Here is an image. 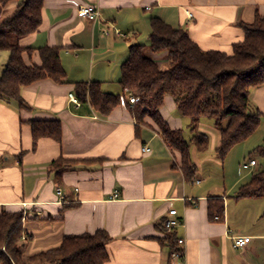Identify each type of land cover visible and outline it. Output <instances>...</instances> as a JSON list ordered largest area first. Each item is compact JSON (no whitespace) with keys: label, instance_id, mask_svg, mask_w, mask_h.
Listing matches in <instances>:
<instances>
[{"label":"crops","instance_id":"1","mask_svg":"<svg viewBox=\"0 0 264 264\" xmlns=\"http://www.w3.org/2000/svg\"><path fill=\"white\" fill-rule=\"evenodd\" d=\"M83 5L98 6L100 19L82 17ZM257 14L264 16V0L44 1L41 28L21 44L61 47L67 81L45 78L24 86L26 106L0 99V213L25 212L26 256L60 246L66 235L104 229L111 236L105 264H264V197H233L249 180L228 186L201 179L199 155L206 151L191 143L197 172L189 181L181 153L166 145L150 117L148 125L138 123L122 103L104 116L69 96L76 94L78 82L93 81L105 92L125 95L122 64L132 44L150 41L153 17L184 28L205 51L232 54L246 36L242 24ZM154 57L163 66L169 62ZM24 60L42 64L38 51L24 53ZM252 93L264 114V84ZM161 114L173 129L185 130L190 120L172 94L165 96ZM46 119L61 120L62 139L43 137L34 145L30 122ZM60 157L91 161L77 163L57 179L50 164ZM211 198L224 200L223 220L210 218ZM170 209H177L182 221L173 234L165 227ZM237 233L251 236L245 248L234 246ZM178 238L186 241L182 261L171 258Z\"/></svg>","mask_w":264,"mask_h":264},{"label":"trees","instance_id":"2","mask_svg":"<svg viewBox=\"0 0 264 264\" xmlns=\"http://www.w3.org/2000/svg\"><path fill=\"white\" fill-rule=\"evenodd\" d=\"M44 1L0 0V50L9 52L8 62L0 76V99L26 106L21 94L24 86L45 78L59 83L67 81L61 47L46 45L37 48L21 44V39L41 28ZM11 2H16L15 10L3 17L4 9ZM242 27L245 39L234 44L233 53L228 54L220 50L205 51L184 28L153 17L149 44H132L129 57L122 64L120 84L124 94L132 92L140 96L137 103H126V106L138 123L148 125L145 118L150 117L166 145L181 153V168L189 181L197 172L191 143L199 152L207 151L210 143L209 136L198 131L203 117L214 119L220 134L216 151L222 161L264 120L259 109L249 111L252 90L264 84V16L257 14L252 23H243ZM36 51L42 64H26L24 53L32 55ZM154 54L163 55L169 62L163 66ZM167 94L174 95L180 112L191 120L195 132L191 141L186 140L183 129H173L163 118L161 108ZM76 96L80 103H90L104 116L121 104V96L105 92L98 81L78 82ZM30 123L34 145L43 137L61 141V120H32ZM257 152L264 155V145L258 146ZM84 161L91 160L60 157L50 164V171L60 179L65 170ZM233 197H264V169L254 172ZM225 212L222 198L209 200L211 219L218 216V220H223ZM24 220V211L0 213V264H105L110 259L108 243L111 236L104 229L95 233L66 235L60 246L26 256Z\"/></svg>","mask_w":264,"mask_h":264},{"label":"rangeland","instance_id":"3","mask_svg":"<svg viewBox=\"0 0 264 264\" xmlns=\"http://www.w3.org/2000/svg\"><path fill=\"white\" fill-rule=\"evenodd\" d=\"M16 8V2H11L4 9L3 17L10 15ZM148 45L149 42H146ZM9 59V52L7 50H0V75ZM251 108L249 111L255 112L258 109L257 103L253 100V93L251 94ZM214 119L211 117H203L199 123L198 131L205 133L210 138V143L207 151L199 155L200 166L199 176L201 179H209V182L223 183L224 181L228 186L241 178L244 183L251 179L254 172L259 169H264V155L257 152L260 145H264V120L258 129L245 141L237 144L222 161L216 153V147L219 142V131L215 127ZM203 124V125H202ZM191 120L186 122L184 137L186 140L191 141L194 136ZM254 158L258 161V165L251 170H243L242 164ZM243 170V171H242Z\"/></svg>","mask_w":264,"mask_h":264},{"label":"built area","instance_id":"4","mask_svg":"<svg viewBox=\"0 0 264 264\" xmlns=\"http://www.w3.org/2000/svg\"><path fill=\"white\" fill-rule=\"evenodd\" d=\"M79 14L92 21L96 22L100 19L101 17V11L98 6L95 5H83L78 8ZM118 34H121L119 30H117ZM70 99L79 104V100L76 96L75 93H70L69 94ZM140 100V96L138 94L132 93V92H127V94L121 96V103L126 105V103H129L131 105H134ZM144 151L149 150V147L145 145L143 147ZM258 165V161L254 158L250 159L249 161H245L242 164V169L243 170H251L255 168ZM199 183V181H196ZM58 194L60 195L61 199H64V194L60 188H58ZM117 196V195H116ZM218 219V216L215 217ZM182 224V221L178 215V210L177 209H170L168 212V217L165 221V227L166 231L168 234H173L177 227H179ZM23 239H25V235H23ZM251 236H246L242 235L241 233H237L233 235V240H234V246L236 248H245L248 243L251 241ZM185 239L184 238H178L177 240V246L172 250L171 252V258L175 261H182L186 257V249H185Z\"/></svg>","mask_w":264,"mask_h":264}]
</instances>
